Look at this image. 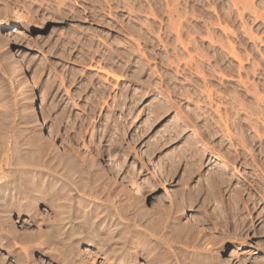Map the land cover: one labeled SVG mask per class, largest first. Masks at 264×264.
I'll return each instance as SVG.
<instances>
[{"label": "rangeland", "instance_id": "374dc122", "mask_svg": "<svg viewBox=\"0 0 264 264\" xmlns=\"http://www.w3.org/2000/svg\"><path fill=\"white\" fill-rule=\"evenodd\" d=\"M21 65L35 77L40 125ZM0 123L42 154L24 177L44 191L29 212L0 216V264L56 261L24 237L53 220L49 200L62 191L43 180L55 151L96 174L112 169L104 181L116 203L127 188V203L139 199L143 211L182 205L180 238L192 228L207 238V260L194 264H264V0H0ZM137 231L135 251L150 233ZM74 239L84 264H103L97 243Z\"/></svg>", "mask_w": 264, "mask_h": 264}, {"label": "bare ground", "instance_id": "6f19581e", "mask_svg": "<svg viewBox=\"0 0 264 264\" xmlns=\"http://www.w3.org/2000/svg\"><path fill=\"white\" fill-rule=\"evenodd\" d=\"M43 29L44 26H41L37 28L36 32H41L43 31ZM24 33L25 32H20L19 34H17L15 42L10 48V54H12L15 48L20 45L27 37ZM19 73L24 76L23 82L25 84V87L28 88L29 91L28 107L30 109V112L33 115L35 123L40 125V96L36 88L35 77L28 71L25 65L20 66ZM3 121L2 123H5ZM7 126L6 128H4L3 125L0 126V140L2 141V144H0V216L2 217L9 216L8 210L10 207L21 210L22 207L25 206L27 208V211L29 212L31 210L30 205L36 204L38 202V197L35 193L43 189L42 187H37L38 189L37 191H35V188L31 187L36 185H32L31 182L33 180L29 182L31 183L30 186L28 185L29 183L26 182L28 179L26 178L27 180L25 181L24 177V175H27L25 174L27 167L40 165L42 163L40 161L42 154H39L41 155L40 157H38L37 155L36 157L35 153H31L33 149L31 150V152H28L26 144L21 145L19 143L18 140L20 136L18 137L17 134L15 136L16 138L13 136V138L15 139L14 142H12L13 140L11 141L10 136L8 135L10 128L8 129ZM55 152L51 155L55 157L54 163L56 167H52V164L48 165L45 161V165L47 166L48 170L54 175L50 173H47L45 175L44 173L39 172L42 175L44 174V180L43 178L42 180L46 184L44 185L43 183H41V180L40 185L43 184L44 188L46 187V189H49L50 191L52 184H55V186H58V188L60 189L59 191H62V194L61 192H58L59 194L55 192L56 194H54L53 190H51L53 194H51V198L49 197V201L54 207L52 210V215H54L52 216L53 220L50 219L51 221L48 220V222H46L42 217V220L40 222L41 224L40 226L38 224L39 227L36 231H31L32 233L28 232L30 234L27 235V233V236L22 234L24 235V237H26L28 242L32 243L33 246L29 245L31 250H37L41 252L42 255L48 259L55 257L56 261L53 264H84L82 261L84 257L82 259L81 254L77 255L76 248L79 247H76V242L74 241V236H77V239H81L83 241L84 239H87L90 243H97V245H99V252H101L100 254L105 257L103 260V264H135L137 263L140 256H146L148 264H194V262L203 261L204 259L207 260V252H209V250L207 248V238L204 230H195L191 227L192 229L190 230V232H188L186 237L184 236V239L183 237L180 238L181 236L178 234L177 224L174 222V219L177 217V214H179V212L184 210V207L182 205L178 204L179 206H175L172 203L168 205L167 208L161 210L154 208L148 212L145 210L143 211L142 207L139 206V199H132V203H127V200L125 199L127 195V188L118 193V195L121 194V197H119L116 203L115 201L110 199V196L114 191L112 189L113 187H109V180L108 182H105V179L110 178L109 176L115 175L112 169L107 168L104 173L98 172L100 175L102 174L100 180H103V182L98 181V183L100 184H97L95 182L97 185L94 184L96 187H93L90 185V183L92 181L94 182L95 179L99 178L100 176L99 174H96V172L92 171V168L94 167L90 169L85 168L82 159L80 160L77 157L74 158L72 157V155L67 156L66 159L62 160L59 158V155L56 154L57 152ZM45 156L46 155H44V157ZM87 163V166H93L94 164V162ZM65 165L71 167L72 170L68 171L67 174L65 171V173L63 174L64 168H62L63 171H60V173L59 168L64 167ZM31 171L33 170H29V172ZM92 172H94L92 174L94 176V179L91 175ZM40 174H38L39 177H41ZM85 180L87 181L85 182ZM105 183L106 186H104ZM42 191L43 190H41V193L43 194L44 191ZM133 193L135 194L136 190H134ZM28 194L31 195L29 196ZM202 194H207V190L204 186H202V189L198 193L197 197H200ZM196 199V197L189 198V201H191V205L196 203ZM206 203L207 200L205 201V205ZM187 204L189 205L190 203ZM203 205L204 203L201 204L200 208H204ZM78 208H81L82 210L83 215H80L82 218H79L77 216L78 213L76 211ZM111 212H113L114 214H112ZM206 212L207 210H205V213ZM154 215H157V218L154 217V219H151V217H153ZM3 221L1 220V222ZM6 224L7 223H5V225ZM43 227H46L48 229L43 231L45 229H43ZM1 228H3V226ZM139 228H141L142 231L146 230V233L147 231L150 232L148 233V238L146 235H143V237L146 236V239H148H145V242L147 241L146 244H148V247L143 246L142 249H138L139 251H135V247L139 248L140 246H136V235L134 236L133 232L137 231ZM9 230L11 231V229ZM14 235L16 234L14 233ZM71 235H74L73 238L71 237ZM181 242L182 245L185 244V248H179L175 245V247L173 246V243L181 244ZM134 244L136 245L133 246ZM38 245H41L42 248L40 246V248H36V246ZM26 246H28V244ZM22 247L24 248V246ZM28 257H30V254ZM205 262L206 261H204V263ZM214 264L225 263L217 258L214 260Z\"/></svg>", "mask_w": 264, "mask_h": 264}]
</instances>
